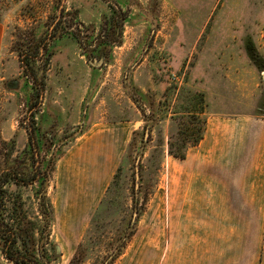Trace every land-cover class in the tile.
I'll return each instance as SVG.
<instances>
[{
    "label": "rangeland",
    "instance_id": "obj_1",
    "mask_svg": "<svg viewBox=\"0 0 264 264\" xmlns=\"http://www.w3.org/2000/svg\"><path fill=\"white\" fill-rule=\"evenodd\" d=\"M115 8L127 15L120 28L111 24ZM57 20L37 61L41 102L30 109L20 52ZM104 36L116 41H97ZM31 113L53 207L48 264H101L131 230L110 264H223L220 241L209 240V152L201 144L214 117L264 118V0H0V170L32 162ZM94 128L124 129L127 142L76 231L71 223L82 216L59 204L56 168L82 154L68 167L83 174L89 199L102 152L85 141ZM34 188L11 182L6 205L38 248ZM0 264H13L1 250Z\"/></svg>",
    "mask_w": 264,
    "mask_h": 264
},
{
    "label": "crops",
    "instance_id": "obj_2",
    "mask_svg": "<svg viewBox=\"0 0 264 264\" xmlns=\"http://www.w3.org/2000/svg\"><path fill=\"white\" fill-rule=\"evenodd\" d=\"M207 125L201 148L209 152V240L220 241L223 264H264V118L218 116ZM125 135L124 129L99 133L94 128L85 137L87 144L100 143L102 149L99 166L92 175L98 188L90 191L89 199L82 184L83 174L68 167L70 161L82 160V154L67 155L57 164L59 204L64 210L68 208L69 214L82 216L71 223V229L78 223L74 230H80L91 201L107 188L127 142Z\"/></svg>",
    "mask_w": 264,
    "mask_h": 264
},
{
    "label": "trees",
    "instance_id": "obj_3",
    "mask_svg": "<svg viewBox=\"0 0 264 264\" xmlns=\"http://www.w3.org/2000/svg\"><path fill=\"white\" fill-rule=\"evenodd\" d=\"M113 11L114 15L111 17V24L119 27L127 15L125 12H122L117 8L113 9ZM56 23L55 27L48 32L46 36H33L31 43H28V45H26V47L20 52L25 76L28 78L30 77L33 90L30 95V109H35L41 102L42 93L44 91V82L42 79L43 72L42 76L39 75V71L41 72L42 70L37 65V61L42 59V54L46 55L48 53L47 41L50 38L53 39L55 37L58 26L61 25L59 20H57ZM117 28L115 27V29ZM115 33L117 34V31H115ZM97 41L100 43H111L116 41V37L109 38L104 36L98 38ZM32 121L33 114L31 113V124L28 125L27 129L31 149L27 148L26 151L30 153L29 157L32 162H30V165H20L18 168L15 166L14 168L0 170V250L4 257L13 264H48L50 257L46 246L49 245V249L53 248V244L49 240L50 216L53 212V207L46 196L47 178L49 173L46 170H42L39 162L36 163L37 155H39V142ZM199 139H201V137ZM33 149H36L35 153H33ZM169 152L176 158H185V153L172 152L171 149ZM25 169H29V171L25 172ZM11 182L17 186L35 185L34 193L38 201V212L41 215L43 222L42 228H39L41 233L37 239L38 248H35L34 246L32 248L24 238V233L28 230L27 227L24 226V222L21 220L18 212L15 211V213H13L6 205V191ZM18 203L22 205L21 202ZM131 224L129 226L132 229ZM133 232L134 231L131 230L124 241L117 245V251L115 250L112 254L107 255L101 264H110L118 256L119 251L124 246L127 238H129Z\"/></svg>",
    "mask_w": 264,
    "mask_h": 264
},
{
    "label": "water",
    "instance_id": "obj_4",
    "mask_svg": "<svg viewBox=\"0 0 264 264\" xmlns=\"http://www.w3.org/2000/svg\"><path fill=\"white\" fill-rule=\"evenodd\" d=\"M135 175H136V177H138V175H139L138 168H136Z\"/></svg>",
    "mask_w": 264,
    "mask_h": 264
}]
</instances>
